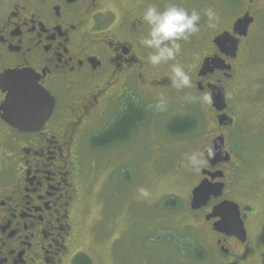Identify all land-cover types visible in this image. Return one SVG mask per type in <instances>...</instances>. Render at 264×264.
Instances as JSON below:
<instances>
[{"label":"flooded vegetation","instance_id":"flooded-vegetation-1","mask_svg":"<svg viewBox=\"0 0 264 264\" xmlns=\"http://www.w3.org/2000/svg\"><path fill=\"white\" fill-rule=\"evenodd\" d=\"M245 1L249 10L227 29L217 32L214 19L211 27L201 25L189 40L178 41L175 61L153 67L147 60L153 50L141 43L149 32L143 13L152 4L164 11L173 5L172 0H0V79L10 71H30L34 77L30 83H37L54 100L51 109L42 97L46 115L49 111L50 115L32 130L14 127L0 111V264H100L102 245L80 242L82 164L88 149L106 151L130 141L139 126L123 127L118 120L127 113L135 119L137 104L147 108V119L161 115L159 134L175 141L195 131L199 120L154 105L163 100L170 109L173 102L192 103V99L208 117L206 131L196 144L205 163L193 189L207 179L222 184L223 190L206 207L190 209L193 218H203L214 237L208 247L194 253L191 264H254L256 248L249 226L257 212L233 197L239 194L236 179L245 172L242 160H234L233 148L243 143L233 133L239 123V107L233 100L238 97L235 88L244 62L242 54L249 49L257 23L249 8L256 6V1ZM246 15L253 22L247 30L236 31V22ZM224 33L231 35L228 46L233 49L236 45V51L227 46L221 50L215 44ZM174 63L189 72L191 88L172 86ZM211 88L225 90L224 110L213 106ZM5 91L0 89V108L9 93ZM177 118L194 119V129L186 134L171 131ZM115 120L117 134L125 138L106 147H93V137ZM222 140L231 159L212 165L205 154ZM126 176L131 178L133 173ZM224 201L239 205L245 241L217 232L214 224L218 218L206 220L213 207ZM109 245L111 255H116V242ZM176 251L179 260L184 259V249Z\"/></svg>","mask_w":264,"mask_h":264},{"label":"rangeland","instance_id":"rangeland-1","mask_svg":"<svg viewBox=\"0 0 264 264\" xmlns=\"http://www.w3.org/2000/svg\"><path fill=\"white\" fill-rule=\"evenodd\" d=\"M172 1L199 13V28L209 27L205 12L212 8L217 32L249 10L245 0ZM254 6L249 8L257 23L249 49L242 54L244 62L235 88L238 97L233 100L239 107V123L233 133L243 143L233 148L234 160H242L245 167L236 179L239 194L233 197L257 212L249 230L256 248L254 264H264V0H257ZM193 102H173L170 109L165 107L168 104L159 107L199 120L195 131L175 141L159 134L157 123L162 116L156 115L140 125L127 143L106 151L88 149L82 164L80 242L102 245L100 264H191L195 252L214 242L203 218L197 215L195 219L190 212V193L198 184L199 170L188 166L186 155L201 152L196 144L206 131L208 118L204 108ZM128 172L133 173L131 178L126 176ZM169 197L177 198L180 205L165 209L161 203ZM163 240V244L155 243ZM110 242H116V255L109 252ZM180 247L184 249L182 260L176 251Z\"/></svg>","mask_w":264,"mask_h":264},{"label":"water","instance_id":"water-1","mask_svg":"<svg viewBox=\"0 0 264 264\" xmlns=\"http://www.w3.org/2000/svg\"><path fill=\"white\" fill-rule=\"evenodd\" d=\"M250 3H254L257 0H248ZM253 22V19L246 15L244 18L239 19L235 24L236 31L247 30L248 26ZM244 34V33H243ZM229 33H224L215 39V44L221 49L222 47L228 46L231 40ZM222 50V49H221ZM231 50L236 51V45ZM207 64V63H206ZM34 79L33 73L30 71H10L6 73L0 79V89L4 92L5 89L9 91L7 98L0 108L2 117L14 127L20 130L36 129L40 121L41 124L49 117L46 115V107L44 104L45 97L47 103L54 105V100L51 98L48 92H46L37 83H30L29 80ZM4 85H6L4 87ZM213 89V88H211ZM16 94L14 97L13 94ZM22 94L29 96H38L42 102L32 104H22L18 102V98ZM213 106L218 110L222 111L226 108L225 101V90L223 88L213 89L212 93ZM41 124L39 126H41ZM38 126V127H39ZM218 150V153H216ZM207 160L212 164L220 162H229L231 157L226 151L224 141H219L216 144L214 150H209L205 154ZM213 176V174H209ZM223 190L222 184H213L209 180H203L193 191L190 208L192 211H197L203 207H206L212 198H217L221 195ZM218 218L219 221L214 224V228L217 232L235 236L238 239L245 241L246 230L244 223L241 220L240 207L237 203L231 201H224L216 205L212 209V213L206 217V220Z\"/></svg>","mask_w":264,"mask_h":264},{"label":"clouds","instance_id":"clouds-1","mask_svg":"<svg viewBox=\"0 0 264 264\" xmlns=\"http://www.w3.org/2000/svg\"><path fill=\"white\" fill-rule=\"evenodd\" d=\"M205 14L209 21L213 20L216 15L212 8H208ZM142 18L149 26V32L141 43L144 47L153 50L147 57L148 62L153 67L169 61H175L180 51L178 41H187L191 35L198 32L201 20L199 13L196 11L189 14L187 10L175 5L160 11L155 4L147 7ZM209 26L213 25L210 24ZM170 79L172 86L178 90L192 87V78L189 72H186L179 63L171 65ZM203 99L208 100V97ZM164 103L161 100L158 107L162 108ZM186 160L188 166L196 171L205 163L201 152H192L190 155H186ZM144 194L147 195L146 192Z\"/></svg>","mask_w":264,"mask_h":264},{"label":"trees","instance_id":"trees-1","mask_svg":"<svg viewBox=\"0 0 264 264\" xmlns=\"http://www.w3.org/2000/svg\"><path fill=\"white\" fill-rule=\"evenodd\" d=\"M145 110L147 108L145 106H141V104H137L136 111L134 113H137V116L134 119L133 114L127 113L125 116H121L119 118V122L122 124L121 126L128 125L129 128L134 129L135 127L140 126L142 122L146 121L147 117L145 116ZM116 120L113 122L111 127L106 129L100 134H97L93 137L92 143L93 147L95 148H101V147H106L109 145L114 144L117 141L123 140L125 136H120L117 134L115 130ZM135 122V123H134ZM134 124V125H133ZM115 125V126H114ZM195 122L194 119L191 118H177L174 119L170 125V129L173 132L179 133V134H186L194 129ZM105 137V140L102 141V138ZM161 205L165 209H175L177 208L180 203L177 198L174 197H169L165 199Z\"/></svg>","mask_w":264,"mask_h":264},{"label":"snow or ice","instance_id":"snow-or-ice-1","mask_svg":"<svg viewBox=\"0 0 264 264\" xmlns=\"http://www.w3.org/2000/svg\"><path fill=\"white\" fill-rule=\"evenodd\" d=\"M13 96L15 97L16 94L14 93ZM18 102L22 103V104H32V103H39L42 102L38 96L32 97L29 96L27 94H22L19 98H18Z\"/></svg>","mask_w":264,"mask_h":264}]
</instances>
